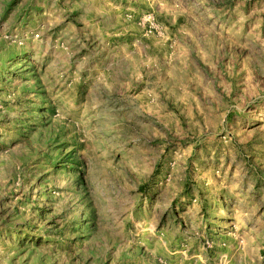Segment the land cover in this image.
Masks as SVG:
<instances>
[{
  "label": "rangeland",
  "instance_id": "obj_1",
  "mask_svg": "<svg viewBox=\"0 0 264 264\" xmlns=\"http://www.w3.org/2000/svg\"><path fill=\"white\" fill-rule=\"evenodd\" d=\"M0 264H264V0H0Z\"/></svg>",
  "mask_w": 264,
  "mask_h": 264
},
{
  "label": "trees",
  "instance_id": "obj_2",
  "mask_svg": "<svg viewBox=\"0 0 264 264\" xmlns=\"http://www.w3.org/2000/svg\"><path fill=\"white\" fill-rule=\"evenodd\" d=\"M62 160V159H61ZM53 161L51 163L55 168L61 167L62 162L66 163V167L68 168L69 162L66 161ZM66 160V159H65ZM58 207L54 206L53 203H49L47 207H39L38 213L41 219L50 217V223L54 226L51 227L56 231L55 235L58 236V241H63L68 239L70 244H73L74 247H68L71 251L75 249H81V247L91 239L96 231V222L94 213H90V215H84L83 217H70L67 210L58 211ZM32 229H27L25 231L26 239L24 242H21V245H24L25 242H30L32 237H30L29 232L31 233ZM48 231V230H47ZM49 232V231H48ZM38 233V232H36ZM35 234V233H34Z\"/></svg>",
  "mask_w": 264,
  "mask_h": 264
}]
</instances>
